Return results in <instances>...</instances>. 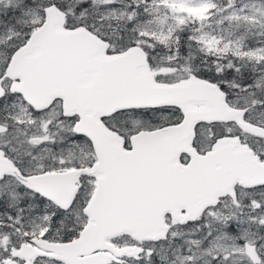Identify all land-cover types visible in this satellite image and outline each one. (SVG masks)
Wrapping results in <instances>:
<instances>
[{
	"label": "snow or ice",
	"instance_id": "snow-or-ice-1",
	"mask_svg": "<svg viewBox=\"0 0 264 264\" xmlns=\"http://www.w3.org/2000/svg\"><path fill=\"white\" fill-rule=\"evenodd\" d=\"M0 264H264V0H0Z\"/></svg>",
	"mask_w": 264,
	"mask_h": 264
}]
</instances>
